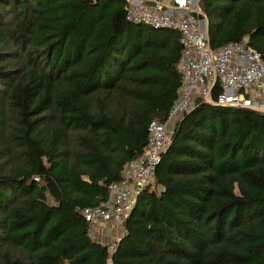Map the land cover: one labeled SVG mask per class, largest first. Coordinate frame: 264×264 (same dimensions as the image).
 <instances>
[{
	"label": "trees",
	"instance_id": "trees-1",
	"mask_svg": "<svg viewBox=\"0 0 264 264\" xmlns=\"http://www.w3.org/2000/svg\"><path fill=\"white\" fill-rule=\"evenodd\" d=\"M200 5L212 48L248 36L264 57V0ZM180 38L130 21L126 0H0V264H264L253 109L197 101L114 252L83 216L168 118Z\"/></svg>",
	"mask_w": 264,
	"mask_h": 264
},
{
	"label": "built area",
	"instance_id": "built-area-1",
	"mask_svg": "<svg viewBox=\"0 0 264 264\" xmlns=\"http://www.w3.org/2000/svg\"><path fill=\"white\" fill-rule=\"evenodd\" d=\"M127 18L135 23L177 30L182 44L179 67L183 83L168 118L152 120L148 143L141 156L130 161L125 176L111 184L109 200L82 210L92 228L121 226L131 215L143 190L154 184V173L170 145L176 124L198 100L264 112V57L249 44V37L212 48L200 0H126ZM200 14V15H199ZM219 88L214 96L213 91ZM118 237L110 243L117 249Z\"/></svg>",
	"mask_w": 264,
	"mask_h": 264
},
{
	"label": "crops",
	"instance_id": "crops-1",
	"mask_svg": "<svg viewBox=\"0 0 264 264\" xmlns=\"http://www.w3.org/2000/svg\"><path fill=\"white\" fill-rule=\"evenodd\" d=\"M147 2H151V0H148ZM112 226L114 227L113 229H112ZM107 228H109L107 231L103 230V229H99V228H95L94 230L96 231V234H98V235L100 234V236L105 237V239H108L110 242L115 240L117 237L120 238V236H122V233H123L122 225L118 226L115 224H109L107 226ZM119 229L121 230L120 235H119V233H120ZM115 232H118L117 237L114 236Z\"/></svg>",
	"mask_w": 264,
	"mask_h": 264
},
{
	"label": "rangeland",
	"instance_id": "rangeland-1",
	"mask_svg": "<svg viewBox=\"0 0 264 264\" xmlns=\"http://www.w3.org/2000/svg\"><path fill=\"white\" fill-rule=\"evenodd\" d=\"M52 201V200H51ZM114 227L112 226V229H113ZM95 229V228H94ZM92 230V234H93V236H95V234H96V231L95 230ZM109 228H107V227H105V228H103V230H108ZM119 231H120V233H119V235L121 234V230L119 229ZM122 231H123V233H124V227H122ZM123 233H122V235H123ZM117 235H118V232H115V234H114V236H116L117 237ZM121 237V236H120Z\"/></svg>",
	"mask_w": 264,
	"mask_h": 264
}]
</instances>
